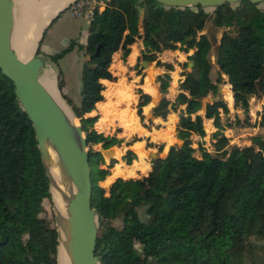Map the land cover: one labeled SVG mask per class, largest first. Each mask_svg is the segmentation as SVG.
Returning <instances> with one entry per match:
<instances>
[{
	"label": "trees",
	"instance_id": "1",
	"mask_svg": "<svg viewBox=\"0 0 264 264\" xmlns=\"http://www.w3.org/2000/svg\"><path fill=\"white\" fill-rule=\"evenodd\" d=\"M259 8L248 1L210 11L167 9L154 0H107L105 9L94 14L85 44L71 41L49 56L57 64L76 47L84 52L81 102L76 105L66 94L64 98L80 120L88 146L102 144L110 150L123 141L99 134L95 125L100 117L89 115L97 112V104L101 111L119 87L106 90L102 83L118 81L111 71L114 55L122 52L127 65L132 47L142 40L144 50L136 65L141 68L144 62L160 67L159 56L166 51H193L188 57L194 63L192 73L186 71L187 63L182 64L181 92L174 101L163 98L154 109V115L164 120L171 112L178 114L181 151L171 146L165 160L152 162L147 177L119 178L108 190L101 182L111 176L118 161L111 159L107 165L103 154L90 149L92 204L100 231L96 255L101 264H248V259L250 264H264V246L261 259L256 257V241L264 242V136H252L245 147L232 145L226 136L228 130L264 128V108L253 122L250 103L264 97V14L257 12ZM209 22L215 30H226L216 50V80L208 59L210 44L203 36L198 39ZM43 39L37 56L42 55ZM165 66L168 73L157 79L162 93L168 92L174 72L172 64ZM221 84L230 85L235 110L241 108L244 118L223 122V116L232 113L219 96ZM58 87L66 88L61 69ZM138 95L148 105L151 97L141 89ZM137 114L144 122L143 107ZM206 121L216 129L209 146L204 141ZM104 123L101 118L99 124ZM193 135L201 139L198 148L193 147ZM154 136L170 138L167 131ZM138 141L134 138L127 146ZM124 158L131 165L137 156L128 151ZM110 184L108 179L104 186ZM47 200L50 183L32 123L18 103L13 83L0 70V264H58V232L43 216Z\"/></svg>",
	"mask_w": 264,
	"mask_h": 264
},
{
	"label": "water",
	"instance_id": "2",
	"mask_svg": "<svg viewBox=\"0 0 264 264\" xmlns=\"http://www.w3.org/2000/svg\"><path fill=\"white\" fill-rule=\"evenodd\" d=\"M76 1L78 0H74L51 18L42 32L36 53L51 23ZM154 1L167 9L183 10L188 8L214 10L225 5H239L244 1L252 5L264 4V0ZM15 17V0H0V70L13 83L18 103L32 123L46 176L49 179L58 232L57 263L60 264V260L63 259L64 264H101L100 258L96 255L100 236L99 215L92 204L91 148L89 149L87 136L68 102L53 95L43 85L42 59L35 56L23 61L17 54L13 46ZM187 65L188 72L192 73L194 63L187 62ZM208 101L210 102V99ZM183 144L184 142L178 139L175 146L181 151ZM110 150L101 147L98 152L104 154ZM130 151L135 152L132 148ZM141 151L145 153L148 162L165 160L169 156V152L150 147L141 148ZM55 195L61 200L59 207L54 201Z\"/></svg>",
	"mask_w": 264,
	"mask_h": 264
},
{
	"label": "rangeland",
	"instance_id": "3",
	"mask_svg": "<svg viewBox=\"0 0 264 264\" xmlns=\"http://www.w3.org/2000/svg\"><path fill=\"white\" fill-rule=\"evenodd\" d=\"M257 12L264 14V4L260 5V8ZM88 29H89V27L83 18L72 17L70 12L68 10H66L53 23V25L50 28H48V30L44 36L42 46H41L42 55L38 56L40 58H43L46 60L48 59L50 61L49 63H51V65L54 69L53 77L56 80L55 86L58 90L57 91L58 96L62 100L66 101V99L64 98V94L68 95L71 97V99L75 102L76 105H79L81 102V72H82V64H83L84 60L86 59L84 52L83 51L79 52L78 48L76 47L74 49V51L67 54L57 64L53 63L51 61V59L49 58V56H54V55L60 53L62 50H64L65 48H67L69 46L71 41H77L79 44H83L86 41ZM224 31H226V30L225 29L215 30L212 22H209L207 24V27L198 36V39L201 36L205 37L210 44V51L208 54V59H209L210 65H211L212 76H213L214 80H216L217 75H218V67L216 64V50H217V47L220 43V40L222 38ZM132 51L133 52L135 51L134 52L135 55L134 56L132 55V57H130V62L132 63L133 66H135L138 63L137 62V55L139 54L138 46L134 45V47H132ZM175 52L176 53H172L170 55L165 56V59L169 63L174 65V74L172 75V78L170 80L171 86H170L168 92L162 93L161 87H160V90L157 88L155 89L153 86L150 88L153 93L157 92V96H156L157 101L155 103L154 102L151 103L152 105L154 103L153 106L157 105L159 103V101L162 100L163 98H170L171 99L173 95L180 92V91H177L179 85L176 84V81H174L172 83V79L176 78L178 81V79L180 77L179 81H181L184 78L182 76V74H183L182 64L189 62L188 57L193 54V51H191L189 54H186V53L180 52V51H179L180 54L177 53V51H175ZM139 57H141V54ZM150 66H151V64H149V63H141V67L145 71L149 70ZM60 69L64 72V78H65V82H67L66 85H67L68 89L65 88L64 90H59V87H58V71ZM132 69L135 70V73H133V75L130 76V70H132ZM111 70L113 71L114 76L117 77L118 81H117V83H105L104 85L106 87V90H108L109 88H115V86L119 84V85H121V87H124L127 90V92H129L133 96V101L131 103V109L133 110V113L135 114V116H137V118H138V126L133 131L126 130L124 127V123L121 121V119L118 118L119 117L118 112L115 109L113 110V112L110 113V115H109L110 117L107 119V122L100 125L99 123H100V120L103 116L101 114L100 108L97 106V113L92 115V116L98 115L100 117L99 122L95 125V129H98L100 131V133H104L106 135H112V134L118 132V135H119L118 138L123 139L125 141L121 147H124L127 142H129L133 138L137 137V138L141 139L140 143L142 145H148L149 142L157 144V147L155 148V150H158L159 149L158 147L161 144L165 143L166 147L164 150H165V152H169L170 147L172 145L176 144L177 138L174 139V137H173V141L168 143V142L163 141L161 139H157L156 136H153V140H151V139L148 140L147 137L143 136L145 131H143L141 129V126H143V125L140 121V118H139L137 112H138V109L140 107H143V110L145 112V110L147 109L148 105L151 102V99H150V102L148 103V105H145V99L141 100L140 96L138 95V90L142 89L141 85H140V83H141V68H137L135 66V68H129V70H128V67H125V65L123 64L122 52H118L114 55ZM186 71L188 72V69ZM157 76H158L157 72L151 71L149 76L148 75L146 76L147 81L144 80V83H145V81L147 83L148 82L156 83ZM224 79H225V81H227L226 77H224ZM143 91H145V90L143 89ZM160 92H161V94H160ZM231 92L232 91H231L230 85H228V84H221L220 85L219 96H220V98L224 99L229 104L231 112H232L230 117L223 116V119H224L223 122H225V120L227 118L230 120H234L237 117L244 118V115L241 111H237L231 107L230 102H229V94ZM116 98H117L116 99L117 100L116 105H117V108L119 109V112H120L121 110L126 108L125 106L127 104V99H126L127 97L126 96L125 97L120 96V98H118V96H116ZM210 99H213L212 96H210ZM105 101H107V98H105ZM258 102H264V97L262 99L258 100ZM253 103L254 102L252 100V104ZM153 106H151V107H153ZM254 110H255V108H254ZM201 114H204V111ZM253 118L255 119V115L253 116ZM77 122L80 123V120L78 119ZM157 123H158V121H157ZM205 129H206L208 135H210L212 132H215L212 124L208 121L205 122ZM255 135H263L264 136V129H261V130H254L252 128H247L246 130L245 129H234L232 131L228 130L226 132V136L231 139V144L232 145H238L239 147L249 146L250 145V143H249L250 138L252 136H255ZM207 138H205L204 141H206L207 146H209V140L210 139H207ZM126 139H128V140L126 141ZM196 141H201V140L198 137H196L195 142ZM140 143H138L137 145H139ZM101 147H102V144L94 146L93 151H100ZM193 147L197 148L198 145H194ZM89 149H90V147H89ZM113 152H114V156L117 159H120L121 151L114 149ZM124 152H125L124 154H126L127 150H125ZM103 156H104L106 162L113 159L111 157V155H108L107 158L105 157L104 154H103ZM196 156H198V153H196ZM137 158H138L137 160L140 159L138 155H137ZM144 160H146V159H144ZM134 164H132L131 166H133ZM135 169L136 168H132L130 170L127 168L126 169L120 168V175L123 177L126 175L132 176L134 174ZM115 171L117 172L118 169H116ZM111 180H113V178H111ZM102 187H105V186H102ZM105 188H107V187H105ZM44 207H45V212H44L43 216L46 219H48L56 227L57 223H56V217H55V211H54V204H53L52 200L45 201ZM141 210H142V215L144 217V208L140 209V212H141ZM115 223L118 226L121 225L118 221ZM256 243L259 245V249L256 252V257L261 259L262 255H263L262 247L264 246V242L256 241ZM138 249H139V251H141L140 248H138ZM247 263L250 264L249 259L247 260Z\"/></svg>",
	"mask_w": 264,
	"mask_h": 264
},
{
	"label": "crops",
	"instance_id": "4",
	"mask_svg": "<svg viewBox=\"0 0 264 264\" xmlns=\"http://www.w3.org/2000/svg\"><path fill=\"white\" fill-rule=\"evenodd\" d=\"M57 20V19H56ZM55 20V21H56ZM89 27V26H88ZM86 42V41H85ZM85 42L83 43V44H85ZM135 46H138V49H139V54L137 55V62H138V59H139V56H140V54L142 55V52H143V50H144V45H143V42H142V40H138L137 41V43L135 44ZM134 47V46H133ZM135 49V48H134ZM135 52V51H134ZM133 51H132V54L130 55V57H132V55L134 56L135 55V53H134ZM172 53H176V52H172V51H166V52H164V53H162V54H160V56H159V60L161 61V63H162V65L160 66V67H158L157 66V63L155 62V63H151L152 64V66L153 67H149L150 69L149 70H147V71H145V70H143L142 69V67H141V83H140V85H141V90L143 91V89L145 90V91H143L145 94H147V95H149L150 97H151V102H150V104L148 105V107H147V109L145 110V112H144V110H143V115H144V117H145V119H144V122H142L141 121V119H140V121H141V123H142V125L143 126H141V129L143 130V131H145V133H144V137H147V139L148 140H153V136H154V134L155 133H157V132H162V131H167V132H169V135H170V138H168V139H166V140H163V141H166V142H168V143H170V142H172L173 141V137H174V139L175 138H177V136H176V128H177V124H178V122H179V117H178V114L177 113H174V112H171L169 115H168V117H167V120H164V119H162L161 117H159V118H155V115H154V109L161 103V101L162 100H160L159 101V103L157 104V105H155V106H153L154 105V103L157 101V92H152V90L150 89L152 86L156 89H159L160 90V87H161V84H160V82H158V77L159 76H162V75H164V74H166V73H168V69L166 68V66H165V64H171V63H169L166 59H165V56L166 55H170V54H172ZM177 53H179L180 54V52L179 51H177ZM130 57L128 58V64L127 65H125L124 63V65H125V67H128V70H129V68H135V66L137 65H135V66H133L132 65V63L130 62ZM43 59V58H42ZM44 60H46V59H44ZM48 60V59H47ZM50 62V61H49ZM173 65V64H172ZM174 66V65H173ZM112 71V70H111ZM151 71H153V72H157L158 73V76H157V78H156V83H151V82H146L147 80V75L149 76V74H150V72ZM113 72V71H112ZM64 73V72H63ZM133 73H135V70H130V76H132L133 75ZM114 74V73H113ZM174 74V72H172L171 73V76ZM139 77V76H138ZM179 79H180V77H179ZM179 79H178V81H177V85H179V87H178V90L177 91H180L181 92V90H180V82H182V80L181 81H179ZM144 80H146L145 81V83H144ZM67 83V82H66ZM102 83L103 84H105V83H112V82H109V81H102ZM66 89H68V87H67V85H66ZM106 91V90H105ZM104 91V92H105ZM179 92V93H180ZM179 93H177V94H175V95H173L172 96V98L170 99V98H167V99H169V100H171V101H174L175 100V98H176V96L179 94ZM160 94H161V92H160ZM232 96H233V94L232 93H230ZM116 96H118V98H120V96H126L127 98V104H126V108L125 109H123V110H121L120 112H119V109L117 108V98H116ZM70 97V96H69ZM71 98V97H70ZM106 98V97H105ZM232 99H233V97H232ZM252 100H253V104H252ZM251 100V116H252V119H253V122H256V120L258 119V115L263 111V108H264V102H258V100H260V99H256V98H253ZM132 101H133V96L129 93V92H127V90L124 88V87H121V85H119V87L114 91V92H112L111 94H110V102L108 103V104H105V105H103L102 107H101V114H102V118H103V120L104 121H106L107 122V119L110 117L109 115H110V113L111 112H113V110L115 109L117 112H118V118L119 119H121V121L124 123V127H125V129L126 130H128V131H133L136 127H137V121H138V118H137V116H135V114L133 113V110L131 109V103H132ZM74 102V101H73ZM104 102H106V101H104ZM152 102H154L153 103V105L151 104ZM75 103V102H74ZM101 103H103V102H101ZM100 104V103H99ZM229 105V104H228ZM230 105H231V107L233 108V109H235L236 107H234V101H232L231 103H230ZM97 106H98V104H97ZM151 106H153V107H151ZM229 108H230V106H229ZM254 108H255V110H254ZM118 109V110H117ZM240 109V111L243 113V110L241 109V108H239ZM230 111H231V109H230ZM95 113H97V112H93L92 114H90L89 116H92L93 114H95ZM202 113V112H201ZM232 113V112H231ZM202 115H204V114H202ZM255 115V119L253 118V116ZM98 116V115H97ZM137 118V119H136ZM146 118L148 119L147 121H146ZM239 118H242V117H239ZM173 120V121H172ZM157 121H158V123H157ZM172 121V122H171ZM208 122H210L211 124H212V121H208ZM212 126H213V124H212ZM213 128H214V126H213ZM252 129H254V130H261V129H264V128H260V127H257V128H252ZM246 130V129H245ZM96 131L100 134V131L98 130V129H96ZM175 131V132H174ZM214 131H216V129L214 128ZM230 131H232V130H230ZM213 133V132H212ZM211 133V134H212ZM104 134V133H103ZM174 134V135H173ZM210 134V135H211ZM105 136H116L117 138H118V132L117 133H114V134H112V135H106V134H104ZM210 135H208L207 134V136L205 137V138H207L208 136V138L207 139H210ZM196 137H198L199 139H200V137L199 136H197V135H193L192 136V139H193V141H194V145H198L197 143L199 142V141H196L195 142V138ZM135 138H137V137H135ZM118 139H120V138H118ZM134 139V138H133ZM133 139L131 140V141H133ZM139 139V138H138ZM120 140H122L123 141V143L121 144V145H117V146H115V147H113V148H111V150L110 151H108V152H104V155H105V157L107 158V154L108 153H110L112 150L114 151V149L115 150H120L121 151V157H120V159H117L115 156H114V152L112 151L111 152V154H109V155H111V157L114 159V160H116V161H118V164H116L115 165V169L113 168L112 170H111V176H109L104 182H101V186H104V183H106L107 182V180L109 179V181L111 182V184L107 187V188H105V187H103V188H105V189H108L109 190V188H110V186L117 180V179H119V178H121V179H125V180H128V179H141L142 177H147L148 175H149V173L151 172V170H152V162H148L147 160H144V158L141 156L140 157V159L139 160H133L132 161V164H134L133 162H137L136 164H134L133 166H131V165H128L127 164V162H126V160H125V156H126V154H127V152L128 151H130V148H132V149H134L135 150V152H133L134 154H138L137 153V148H136V145L138 144V143H140V141H141V139H140V141H138V142H136V143H134L132 146H127V144L128 143H130L131 141H129V142H127L126 144H125V146L124 147H121L123 144H124V140L123 139H120ZM128 139H126V141H127ZM201 140V139H200ZM177 141H178V139H177ZM177 141H176V143H177ZM210 141V140H209ZM150 143V142H149ZM152 143V142H151ZM250 143V142H249ZM141 144V143H140ZM153 144H155V143H153ZM155 145H157V144H155ZM161 145H165V147H166V144L165 143H163V144H161ZM176 145V144H175ZM175 145H172V146H175ZM193 145V146H194ZM120 147V148H119ZM145 147H148V145H142V147L141 148H145ZM165 147H164V149H165ZM156 148V147H155ZM154 148V149H155ZM198 148V147H197ZM125 150H127V152H126V154H124L125 152ZM164 152H165V150H163ZM165 153H168V152H165ZM137 156V155H136ZM125 161V162H124ZM141 161L142 162H144L142 165H140L139 166V164H141ZM108 162V163H107ZM106 162V164L107 165H109V163H110V161H107ZM120 162V163H119ZM143 166H149V169L146 171V172H143V171H140V170H138L139 168H141V167H143ZM120 168H122V169H132V168H136L135 169V171H134V174L132 175V176H121L120 175ZM116 169H118V171L116 172L115 170ZM111 178H113V180H111Z\"/></svg>",
	"mask_w": 264,
	"mask_h": 264
},
{
	"label": "bare ground",
	"instance_id": "5",
	"mask_svg": "<svg viewBox=\"0 0 264 264\" xmlns=\"http://www.w3.org/2000/svg\"><path fill=\"white\" fill-rule=\"evenodd\" d=\"M74 0H15L16 17L15 32L13 36V46L23 61H27L36 56V50L41 39L44 28L49 21L60 10L67 7ZM42 59V58H41ZM44 64L43 85L55 96L57 88L56 80L53 77L54 69L49 60L42 59ZM233 101L229 94V102ZM142 144L136 145L137 155L146 159L145 153L141 151ZM112 152V151H111ZM108 153L107 156L109 154ZM57 207L61 206V200L54 196ZM60 264H64L63 259Z\"/></svg>",
	"mask_w": 264,
	"mask_h": 264
},
{
	"label": "built area",
	"instance_id": "6",
	"mask_svg": "<svg viewBox=\"0 0 264 264\" xmlns=\"http://www.w3.org/2000/svg\"><path fill=\"white\" fill-rule=\"evenodd\" d=\"M107 0H78L69 8L72 17L83 18L87 25L90 26L97 9L103 11L106 7ZM90 148H94L90 147Z\"/></svg>",
	"mask_w": 264,
	"mask_h": 264
},
{
	"label": "flooded vegetation",
	"instance_id": "7",
	"mask_svg": "<svg viewBox=\"0 0 264 264\" xmlns=\"http://www.w3.org/2000/svg\"><path fill=\"white\" fill-rule=\"evenodd\" d=\"M140 215H141V212H140ZM136 248H137V250L139 251V249H138V248H140V249H141V246H140V244H137V245H136Z\"/></svg>",
	"mask_w": 264,
	"mask_h": 264
}]
</instances>
